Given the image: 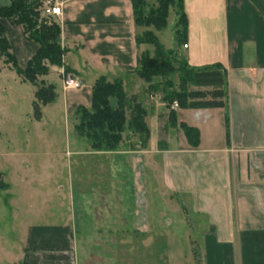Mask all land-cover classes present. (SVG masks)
<instances>
[{"label": "crops", "instance_id": "0c3cea01", "mask_svg": "<svg viewBox=\"0 0 264 264\" xmlns=\"http://www.w3.org/2000/svg\"><path fill=\"white\" fill-rule=\"evenodd\" d=\"M183 9L186 47H177L178 54L190 66L220 63L226 70L229 139L222 108L173 106L178 124L170 125L165 103L134 72L138 54L152 50L136 43L143 29L134 24L130 0H64L60 14L52 16L60 27L62 65H48L39 80L54 85L55 99L70 115L90 106L98 77L120 80L127 96L144 107L149 137L141 146L138 135L126 130L116 149L94 150L75 133L79 149L71 163L81 194L76 202L71 198L68 212L17 213L23 239L10 249L0 244V264H165L162 247L136 251L131 244L118 246L115 238L148 231L162 236L158 206L166 190L183 211L177 225L194 249L189 264H264V0H183ZM4 24L24 67L38 45L21 26ZM62 69L82 88L64 90ZM50 73L58 75V87L45 78ZM110 104L116 107L114 98ZM181 122L199 131L197 147L189 145ZM31 183L23 176L16 187L23 195ZM88 185L92 196L83 194ZM121 250L124 256H116Z\"/></svg>", "mask_w": 264, "mask_h": 264}, {"label": "trees", "instance_id": "16d2710c", "mask_svg": "<svg viewBox=\"0 0 264 264\" xmlns=\"http://www.w3.org/2000/svg\"><path fill=\"white\" fill-rule=\"evenodd\" d=\"M134 24L142 30L136 34L137 44L153 46L152 52L143 51L137 56L136 75L147 84L150 93L162 88V101L169 110V123L177 126L173 104L179 108H222L226 139H229L227 73L220 63L190 66L178 54L177 47L184 44L187 35V20L183 0H130ZM42 0H9L0 6V57L9 64L23 81L32 83L34 100L33 115L41 116V106L54 101L56 93L53 84H46L38 77L48 73V65H62L64 49L60 45V27L52 19L40 17ZM177 13L174 36L178 46L166 50L155 31L164 29L167 23L169 6ZM22 27L26 39L37 43L35 53L20 67L6 37L4 22ZM68 71V69H65ZM114 98L116 107L110 99ZM75 133L85 138L91 149L114 150L123 141L127 130L137 134L141 146L149 137L145 122L146 111L135 96L128 97L120 80L109 81L105 76L98 77L90 94V106H78L74 112ZM179 127L192 147L199 145V131L184 122ZM3 186V183L0 182Z\"/></svg>", "mask_w": 264, "mask_h": 264}, {"label": "rangeland", "instance_id": "374dc122", "mask_svg": "<svg viewBox=\"0 0 264 264\" xmlns=\"http://www.w3.org/2000/svg\"><path fill=\"white\" fill-rule=\"evenodd\" d=\"M5 2L6 0H0V5ZM42 18L52 21V17ZM176 22L175 7L170 5L166 26L155 32L166 50L178 46L174 36ZM146 46L153 50L151 44ZM45 78L54 81L58 87L56 73H50ZM35 90L36 87L32 83L23 81L0 57V182L3 183V186L0 185V244L8 249L16 247L20 244L18 240L23 239V233L19 234L17 231V213L25 214L29 209L35 210L40 216L56 212L57 209L68 212L71 209V198L76 202L77 195L81 194L77 172L71 163L75 159L74 153L79 149V137L75 135L74 130L75 115L67 114L59 98L41 106V116L36 119L32 110ZM162 92V88L156 92L159 100L162 99ZM83 140V143H86V139ZM20 164H24L23 169H20ZM84 172H90L89 168L84 169ZM85 175L83 174L84 177ZM23 176L31 179L32 189L22 195L16 184ZM92 190L88 185L83 194L92 196ZM149 198L150 201L154 196ZM59 200H63V207L58 205ZM160 200L158 212L163 214L162 229L159 230L161 238L148 231L146 236H118L115 238V244H131L135 248L138 247L136 251H140L142 246L150 247L156 244L164 251L162 256L165 264H178L179 260L182 264H189V257L194 255V249L190 251V238L184 235V227L177 225V216L183 212L179 208V202L172 198L167 190L164 191L163 201ZM74 208L77 210L76 205ZM116 256L123 257L124 252L121 250ZM133 256L140 258L139 252Z\"/></svg>", "mask_w": 264, "mask_h": 264}, {"label": "built area", "instance_id": "2783aa9c", "mask_svg": "<svg viewBox=\"0 0 264 264\" xmlns=\"http://www.w3.org/2000/svg\"><path fill=\"white\" fill-rule=\"evenodd\" d=\"M64 0H42L40 14L42 17H52L60 14ZM186 47V44H183ZM64 90H79L82 88L80 80L70 71L62 69L60 72ZM173 106H176L174 103Z\"/></svg>", "mask_w": 264, "mask_h": 264}]
</instances>
